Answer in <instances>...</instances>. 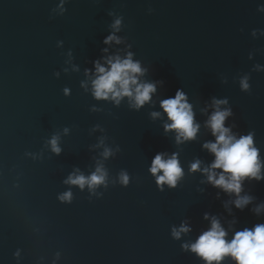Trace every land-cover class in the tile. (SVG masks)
Returning a JSON list of instances; mask_svg holds the SVG:
<instances>
[{
  "label": "water",
  "instance_id": "1",
  "mask_svg": "<svg viewBox=\"0 0 264 264\" xmlns=\"http://www.w3.org/2000/svg\"><path fill=\"white\" fill-rule=\"evenodd\" d=\"M262 8L264 0H0V264H207L190 246L212 217L228 242L264 224V179L242 180L240 196L251 199L241 210L203 172L215 159L204 148L216 141L213 102L226 100L224 127L252 136L264 176ZM109 35L120 43L106 45ZM129 54L143 70L138 82L156 86L139 109L128 97L93 96L95 63ZM177 90L199 125L179 143L160 106ZM157 154L176 155L175 188L161 190L149 171ZM98 167L106 179L94 190L66 183ZM67 193L70 202L60 199ZM181 225L190 231L177 239Z\"/></svg>",
  "mask_w": 264,
  "mask_h": 264
},
{
  "label": "clouds",
  "instance_id": "2",
  "mask_svg": "<svg viewBox=\"0 0 264 264\" xmlns=\"http://www.w3.org/2000/svg\"><path fill=\"white\" fill-rule=\"evenodd\" d=\"M264 11V8L260 9ZM120 20H117L113 28L119 30ZM113 41L120 43L115 35H109L104 43L110 44ZM106 51V50H105ZM107 68L99 62L95 63L96 78L92 81L93 96L100 100H107L111 97L117 104L123 97H128L133 102V107L139 109L151 99V94L156 91L155 84L140 83L138 76L143 74V70L138 62H133L131 54L125 59L119 56L108 57L105 61ZM243 90H247L249 85L247 78L241 81ZM216 110L207 121V127L215 136V143H207L204 148L208 149L215 157L210 167L203 169L208 182L216 188L229 194H235L233 201L237 209H243L250 203V197H241L242 180L245 178L255 179L257 181L264 179L261 176V164L258 160V150L253 147L251 135L241 136L239 139L229 128L224 127V121L232 113L230 109L221 110L220 106L226 104V100H215ZM161 108L167 114L170 124L165 125V131H176L177 142L181 140H191L196 136L199 125H194V114L191 106L187 103L185 94L177 90L174 98L161 101ZM154 117L159 113H153ZM51 149L57 155L60 154V148L56 137L50 140ZM110 152L106 150L104 156L107 157ZM200 169V161L191 165V171L196 172ZM217 169L221 172L218 174ZM151 174L156 177L158 186L167 184L170 188H175L177 180L183 175L179 166L178 159L174 154L171 158L165 159L162 154H157L149 169ZM163 172V175L157 173ZM106 173L100 167L91 176L70 175L66 183L78 186L81 190L87 185L89 190H94L96 186L104 184ZM121 182L127 184L128 177L121 175ZM62 201H69L71 193L60 197ZM259 211V210H257ZM205 219H209L206 215ZM211 227L208 231L202 233L196 243L190 246V250L203 258L207 264H220L224 257L229 256L235 261V264H264V224L256 225L253 229H244L236 232L230 242L226 241V231L222 228L219 220L211 218ZM190 229L181 225L173 230V236L179 239L181 233H187ZM185 247H188L187 245Z\"/></svg>",
  "mask_w": 264,
  "mask_h": 264
}]
</instances>
